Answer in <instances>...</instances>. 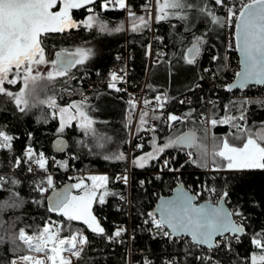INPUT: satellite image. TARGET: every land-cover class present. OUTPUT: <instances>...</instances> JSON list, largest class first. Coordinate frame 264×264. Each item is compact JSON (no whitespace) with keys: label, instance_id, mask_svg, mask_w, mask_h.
<instances>
[{"label":"trees","instance_id":"16d2710c","mask_svg":"<svg viewBox=\"0 0 264 264\" xmlns=\"http://www.w3.org/2000/svg\"><path fill=\"white\" fill-rule=\"evenodd\" d=\"M239 1L228 0V4H234L238 8ZM128 3L131 8L141 9L145 0H128ZM100 4L98 2L94 6L97 20L93 28L81 26L63 34H50L44 40L49 59L54 58L55 51L74 52L77 47L90 48L94 52L84 65H78L69 71L67 77L51 83L41 82L47 84V88L45 92L40 93L41 98L44 95H55L60 106L68 105L72 101L83 102V110L93 121L87 133L74 124L63 133H58V121L51 119L49 115L51 110L46 106L39 105L20 113L14 104L7 102L6 97L0 96V126L6 127L9 133L19 137L14 141L13 152L0 151V175L7 177L9 181L3 190H0V237H4L6 241L0 244V264H10L13 258L11 250L13 245L9 239L13 233L22 227L30 232L36 231L49 220L63 222L64 236L81 231L89 237L90 243L77 264H143L145 257L153 261V264H163L165 260L172 258H175L178 264H199L194 257L203 250L192 247L191 255H186L188 252L186 243H173L161 237L153 238L155 233H150L149 226L143 223L146 213L153 210L157 200L169 195L177 184H182L189 191H201L203 186L214 187L217 193L224 190L229 192L227 207L229 210L238 209L243 213L247 235L242 237L241 243L233 244V253L221 255L217 252L216 258L224 260L225 264H240L242 258L251 250L250 238L253 233L264 229V171L207 173L195 166L192 158H186V150L172 147L161 153L159 159L151 160L143 168L129 165L131 175L127 186L116 182L117 169L126 170L128 166L129 148L132 150L131 156L147 152L148 141L152 137L162 141L180 122H176L170 130L163 124L152 131L147 124L142 126L139 120L132 141L128 144L135 105L129 103V95L125 90L116 91L109 88L108 84L111 83V69L116 64L114 56L122 55L126 49L132 53V58L127 64L128 88L140 89L146 81L149 96L161 95L166 99L162 110L164 114L168 116L172 113L185 117L186 123L200 129L208 126L201 121L202 113L217 119L226 114L239 115V107L245 100L249 101L245 105L249 124L264 121V104L260 103L264 101V87L252 86L244 91L231 93L225 91V86L234 77L228 68L230 66L237 71L238 64L232 40L226 28H223L220 38L201 42L200 55L186 78L188 83L182 88L177 87L173 90L167 88L156 79L154 72H151L152 64L149 67L147 65L150 25L139 31H132V28L126 30L123 10L102 11ZM208 6L217 15L226 9L214 5L212 0ZM72 15L74 20L83 21L89 13L80 10L73 12ZM100 25H104L106 30L101 31ZM117 28L120 31H116ZM198 29L197 25L191 30H185L183 22L178 19H165L159 22L154 19L155 38L162 40L164 44V55L156 64L175 61L179 52L190 43L189 40ZM213 56L219 57L215 63L212 61ZM205 69H211L215 76L205 72ZM199 86L200 92L197 90ZM10 87L12 91H18L20 85ZM234 95L240 98H233ZM207 96L213 100L209 107L200 104V100ZM185 99H188L189 103H185ZM226 105L229 108L228 112L225 111ZM188 113H191L190 117L186 116ZM208 128L213 136L219 138L233 131L228 125L215 128L209 125ZM58 137L64 138L68 143L63 153H54L51 149L52 141ZM27 145H31L37 152H44L48 157L50 161L48 174L53 177L55 188L66 182L76 183L77 180L90 175L109 177V190L122 193L127 199L121 201L118 196L108 197L104 205L96 204L93 210L98 218H106L102 219V225L109 234L113 232L115 226L127 229L121 238L123 243L109 242L106 238L87 231L82 223L67 221L58 214L47 211L46 199L33 190L34 178L27 173L26 167L15 169L11 163L15 156L23 154ZM120 153L124 154L125 159H115ZM53 158L61 163H51ZM162 160H168L170 166L178 171L161 170ZM62 164H66V167ZM12 180L19 183L12 184ZM141 181L144 182L143 186ZM50 191L44 196L47 197ZM16 193H19V197L15 195ZM215 199L216 196L205 191L199 201ZM36 200H40L41 203H35ZM5 202L9 205L16 203L18 206L3 207ZM233 218L240 220V217ZM229 257L232 259L229 260Z\"/></svg>","mask_w":264,"mask_h":264},{"label":"snow or ice","instance_id":"6c2138e0","mask_svg":"<svg viewBox=\"0 0 264 264\" xmlns=\"http://www.w3.org/2000/svg\"><path fill=\"white\" fill-rule=\"evenodd\" d=\"M214 5L226 8L225 19L221 20L214 12L206 6L200 11L210 18V23L224 26L234 24L235 48L239 52L241 60L240 71L235 73V83L227 84L225 89L231 91L233 88H245L250 83L264 85V0H240L239 7L228 4V0H212ZM97 0H0V96L6 97L7 102L14 104L20 113H25L39 105L46 106L51 111V119L58 121V133H63L66 128L73 126L76 122L78 128L87 133L93 121L88 113L83 110V104L72 102L65 106L57 103L55 95H44L46 81L54 82L59 78L67 77L69 69L77 65H84L93 55L92 49L77 47L74 52L59 50L54 52V58L49 59L46 55L44 40L50 34L70 32L73 29L93 28L97 20L94 6ZM191 8L193 5L185 4V0H155V14L153 15L150 0H145L141 6L145 15H137L128 3V0H103L100 4L102 11L125 10L133 20L132 31H139L149 27L150 22L163 21L170 15H176L173 10ZM83 9L89 13L83 21L73 18V10ZM179 19H186L184 15H178ZM101 31L106 27L100 25ZM120 31L119 28L115 29ZM203 37H197L196 42L187 48L184 60L189 65H194L201 51ZM219 57L213 56L215 63ZM41 65L50 66L46 73L38 69ZM205 72L212 73L211 69ZM215 76V73H212ZM203 79V77H201ZM123 77L116 72L111 73V83L108 87L121 91L117 87L118 81ZM20 85L18 91H12L10 86ZM157 107L152 111H161L166 99L161 95L155 97ZM129 103H133L130 101ZM148 106L152 101L144 100ZM183 103V101H181ZM245 100L239 107V115L226 114L221 118H212L201 114V121L215 128L228 125L233 131L227 133L219 141L213 138V150L209 154L206 147L198 145V137L195 132H187L170 138L163 145H154L153 151L146 153L134 160V164L143 168L150 160L159 159V154L165 149L197 148L198 159L203 166L207 157L211 156L213 171L242 172V171H264V121L249 124ZM264 104V101H260ZM229 108L226 105L225 111ZM191 116V113L186 114ZM149 112L144 111L140 115V124H148ZM47 119V117L45 118ZM151 119H160L153 115ZM169 127L176 122L184 123L185 117L168 114ZM155 131V125L151 127ZM208 136V129L205 130ZM31 138V133H29ZM19 137L9 133L6 127L0 126V151L13 152L14 141ZM59 150L63 151L64 142L57 144ZM142 147V145H137ZM191 158L193 153L187 152ZM117 160L125 159L123 153L115 157ZM15 169L22 166L34 178L32 188L42 198L47 200V211L56 213L67 221L82 223L87 231L109 242L118 241L127 232L123 226H115L109 234L102 225V219L94 213V205H104L108 197H119L121 201L127 198L122 193L109 190V177L107 175H90L77 180L76 183L65 186L60 191H55L53 177L48 174L50 161L45 153L37 152L31 145H27L22 155L15 156L11 161ZM51 163H61L53 158ZM66 167V164H62ZM176 172L165 160L162 169ZM116 181L124 185L129 184L127 174L117 175ZM90 181V183H89ZM8 178L0 175V190L7 184ZM12 184L19 181L12 180ZM144 182L141 181V186ZM53 190V195L45 197L44 194ZM75 190V192H73ZM205 191L217 199L205 203H198ZM19 197V193L15 194ZM229 192L224 190L217 193L214 187L204 188L201 191H189L183 186H178L176 194L172 198L160 197V203L154 211L146 213L143 223L148 227L150 233H155L153 238L161 237L188 245L186 255H191V248L196 247L203 250L201 254L194 257L199 264H225L222 259H217L216 254L227 255L234 252L233 244L241 243L242 237L247 235V227L244 223V215L238 209L229 210ZM22 201V198H21ZM40 204V200L34 201ZM15 207L16 203L5 202L3 207ZM233 217H240L237 221ZM30 227V226H29ZM63 222L46 221L36 231L27 228H19L9 238L13 252L10 264H77L90 243L89 237L81 231L71 232L64 236ZM4 237H0V244L5 243ZM251 250L248 255L240 261V264H264V229L253 233L250 238ZM232 257H229L231 260ZM143 264H153L145 257ZM163 264H178L175 258L167 259Z\"/></svg>","mask_w":264,"mask_h":264},{"label":"rangeland","instance_id":"374dc122","mask_svg":"<svg viewBox=\"0 0 264 264\" xmlns=\"http://www.w3.org/2000/svg\"><path fill=\"white\" fill-rule=\"evenodd\" d=\"M210 1L211 0H185L186 5L191 4V5H193V7H191V8L185 7L184 9L173 10L176 13V15H170L166 19H178V20L182 21L184 24L185 30H191L194 28V26L198 25L199 29L197 32H195L196 34H194L193 37L189 40L190 43L195 42L197 37H203L204 41H206V39L210 40L213 38H220L222 35L223 28H226V31L228 34L232 31L233 25L230 24V28H228L227 24H225L224 26H220L218 24L210 23V18L207 17L204 13H202L200 11L202 6H206L210 11H212L208 6ZM225 12H226V9H225V11L221 10L218 13V15H217V13H215V14L217 16H219L221 18V20H224L226 18ZM178 15H184V16H186V19H179V18H177ZM132 24H133V22L127 21L126 22V28H127L126 30L132 28ZM202 43H204V42H202ZM184 47L185 48H183L179 52L178 58H176L175 61H173L171 63H169V62H162L160 64L154 63V64H152V67H151V72L152 71L154 72L156 79L159 82H161L163 85H166L167 88H171L172 90H173V88H177V87L182 88L183 86H185L188 83L186 78H187L188 74H190L189 71H190L192 65L187 64L183 58L184 55L186 54V46H184ZM49 68H50V66L46 67L44 65H41L38 70L42 73H46V71ZM183 79H185L186 81L183 82L184 81ZM234 97L240 98V96H238V95H236V96L234 95L233 98ZM72 102H77V103L83 104V102H79V101H72ZM73 124L76 125V122H73ZM185 126H186V122L179 123V125L172 131V133L168 137L164 138L162 141H158L157 139H155V137H152V139H150L148 141L149 150L147 152H144V153L136 155V156L133 155V156H130L129 158L127 157V164L131 165L133 167H138L136 164H134V160L136 158H138V157H140L146 153L152 152L154 145H163V144L167 143L170 138H175L184 130ZM194 129H196L198 132V141H197L198 145H200L201 147H206L208 153L210 154L211 151L213 150V147H212L213 138H215L216 141H219L221 138L211 135V137H212L211 143H210V139H209V143H206L207 140L206 141L204 140L206 137H205V133L203 132V129H200V127H197V126H195ZM167 149H169V148H167ZM188 151H191L193 153V156L191 158H192V162L195 166L204 169L208 173H217L216 171L212 170L214 165L212 164L210 155L207 157V159L205 161L207 166H203L200 159H198V156L200 154L198 149L195 147L192 149H188V150H186V154ZM255 171H262V170H255ZM242 172H247V171H242Z\"/></svg>","mask_w":264,"mask_h":264},{"label":"built area","instance_id":"2783aa9c","mask_svg":"<svg viewBox=\"0 0 264 264\" xmlns=\"http://www.w3.org/2000/svg\"><path fill=\"white\" fill-rule=\"evenodd\" d=\"M103 0H99V3H102ZM150 3L152 4V9H153V15L155 14V0H150ZM240 4V1L238 2V6ZM132 10L134 12L137 13V15H145L147 16L146 12H142L141 9H135L132 8ZM124 12V17L126 21H133L129 15L128 12L123 10ZM153 21L154 19L150 22V35H149V45H148V67L151 64L154 63H158L159 58L162 57L164 55V44L162 40H158L155 38L154 32H153ZM233 25V24H231ZM227 27L230 28V24H227ZM233 30V29H232ZM229 38L232 40V31L229 33ZM132 58V53L127 51L126 49L124 50L122 55H115L114 56V60L116 61V64L113 66V68L111 69V73L112 72H116L119 76L123 77L122 81H118L117 83V87L121 88L122 90H125L127 92V94L129 95V99L130 101L133 102V104L135 105V112L132 116V122H131V133H130V139L128 144L131 143L132 141V136L134 133V130L136 129V126L138 125V122L140 120V115L142 112L144 111H148L149 112V117H147L148 120V127L151 128L152 125H155V128H157L159 125H163L165 124L167 126V129L170 130L174 127V125L172 127H169V122L167 121V115L164 114L161 111H156L155 113L152 111L153 109H155L157 107V102L155 101V97H151L149 96L148 92L146 91V86H145V82L143 83V85L141 86L140 89H136V90H131L130 88H128L127 86V64L130 61V59ZM147 67V68H148ZM229 71H231L232 74L235 75L236 70H233L232 67L229 66L228 68ZM148 71V69H147ZM112 82V81H111ZM197 90L200 92V86L197 87ZM144 100H149L152 101V103L148 106L144 105ZM213 100L210 97H204L200 100V104H203L205 107H209L211 106ZM185 103H189L188 99H185ZM156 115L159 116L160 119H151V116ZM131 148L128 149V158L131 156ZM162 164L164 163V161L162 160L161 162ZM120 174H127L129 179H130V169H129V165L127 166L126 170H122V169H117L116 173H115V178L117 175ZM116 181V180H115ZM120 184H123L122 182L116 181Z\"/></svg>","mask_w":264,"mask_h":264},{"label":"water","instance_id":"95a60500","mask_svg":"<svg viewBox=\"0 0 264 264\" xmlns=\"http://www.w3.org/2000/svg\"><path fill=\"white\" fill-rule=\"evenodd\" d=\"M98 2H99V0H97V3H98ZM80 10H83V9H80ZM80 10H73V12H77V11H80ZM56 34H58V33H56ZM234 34H235V27H234V24H233V30H232V43H233V49H234V52H235L236 57H237V63H238V69H237V72H238V71H240V69H241V65H240L241 57H240L239 52H238V51L236 50V48H235V38H234ZM53 35H54V34H53ZM193 43H195V42H193ZM193 43L189 44L187 48L191 47ZM186 50H187V49H186ZM73 68H74V67H73ZM73 68H70L69 71H71ZM234 83H235V75H234L233 79L231 80V82H230L229 84H234ZM252 86H254V87H264V85H262V84L250 83V84H249L248 86H246L245 88H233L231 91H227V90L225 89V91L228 92V93H231V92H234V91H244V90L247 89L248 87H252ZM187 132H195L196 136L198 137L197 132L194 131V130H187V131L182 132L181 134H183V133H187ZM179 135H180V134H179ZM59 141H63V142H64V149H63V151L59 150V148L57 147V144H58ZM67 147H68V143H67V141H66L64 138H61V137L55 138V139L52 141V143H51V149H52V151H53L54 153H63V152L66 151ZM179 149H181V148H179ZM183 150H188V148L185 147V148H183ZM71 184H72L71 182H66V183H64V184H60L59 186H57V187L55 188V191H60V190L63 189L65 186H67V185H71ZM178 186H183V185H182V184H177V185L173 188V190L171 191V193H170L169 195H167V196H162V197H164V198H172V197H174L175 194H176V190H177V187H178ZM183 187H184V186H183ZM184 188H185V187H184ZM185 189H186V188H185ZM74 191H75V190H73V192H74ZM52 195H53V190H51V191L48 193L47 197L52 196ZM205 202H209V201H199V200H198V203H205ZM159 203H160V198L157 200V202H156V204H155V206H154V208H153L152 211H154V210L157 208V206L159 205ZM46 205H47V200H46ZM226 207H227V205H226ZM233 219H234V218H233Z\"/></svg>","mask_w":264,"mask_h":264},{"label":"crops","instance_id":"0c3cea01","mask_svg":"<svg viewBox=\"0 0 264 264\" xmlns=\"http://www.w3.org/2000/svg\"><path fill=\"white\" fill-rule=\"evenodd\" d=\"M193 43V42H192ZM189 44H191V43H188L187 45H186V49H187V47H188V45ZM209 126V125H208ZM208 126L206 127L209 131H208V136L204 139L205 141L207 140V142L206 143H209V139H210V143H211V141H212V137H211V135H212V133L210 132V129L208 128ZM195 128V126L194 125H192L191 123H186V126L184 127V130L182 131V132H184V131H187V130H194V131H196L197 132V130H195L194 129ZM205 128V129H206ZM201 129H203V132L205 133V129L204 128H201ZM181 132V133H182ZM180 133V134H181ZM197 134H198V132H197ZM186 158L187 159H189L190 157L187 155L186 156ZM140 168V167H139ZM206 172V171H205ZM220 172H226V171H220ZM208 173V172H207Z\"/></svg>","mask_w":264,"mask_h":264}]
</instances>
